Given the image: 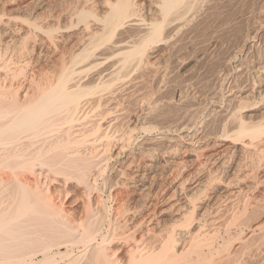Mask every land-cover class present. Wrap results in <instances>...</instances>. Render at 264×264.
Instances as JSON below:
<instances>
[{
  "label": "bare ground",
  "instance_id": "obj_1",
  "mask_svg": "<svg viewBox=\"0 0 264 264\" xmlns=\"http://www.w3.org/2000/svg\"><path fill=\"white\" fill-rule=\"evenodd\" d=\"M0 264H264V0H0Z\"/></svg>",
  "mask_w": 264,
  "mask_h": 264
},
{
  "label": "rangeland",
  "instance_id": "obj_2",
  "mask_svg": "<svg viewBox=\"0 0 264 264\" xmlns=\"http://www.w3.org/2000/svg\"><path fill=\"white\" fill-rule=\"evenodd\" d=\"M172 183H174L173 185H170V187L169 186H166V188H164V190L165 189H167L168 191H164V201L162 202V203H160V206L159 207H162V208H164V207H166V206H164V204L165 205H167L170 201H171V199H172V197H171V195H172V192H174V189H175V187L177 188V185H178V183H175V182H172ZM172 186H173V188H172ZM54 188H56L57 189V187L56 186H54ZM166 193V194H165ZM170 195V196H169ZM73 196V195H72ZM71 196V197H72ZM71 197H69L68 199H67V201H65V203H64V207H65V209H70V210H72V209H76L77 211H78V209H79V206H80V204H77L76 203V205L74 204V206H73V203L72 202H74L73 200V197L71 198ZM170 198V199H169ZM167 200V201H166ZM170 200V201H169ZM72 201V202H71ZM70 202H71V204H70ZM167 203V204H166ZM162 204V205H161ZM162 216V218L163 219H167V215H166V213L165 214H162L161 215Z\"/></svg>",
  "mask_w": 264,
  "mask_h": 264
}]
</instances>
